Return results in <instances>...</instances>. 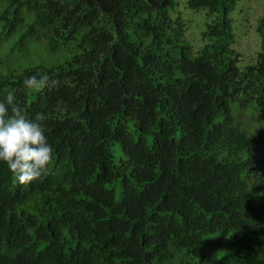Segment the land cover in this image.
I'll return each instance as SVG.
<instances>
[{"label":"trees","instance_id":"1","mask_svg":"<svg viewBox=\"0 0 264 264\" xmlns=\"http://www.w3.org/2000/svg\"><path fill=\"white\" fill-rule=\"evenodd\" d=\"M171 1L0 0V99L54 155L23 185L0 161V264H264V9L240 66L237 0H187L194 54Z\"/></svg>","mask_w":264,"mask_h":264},{"label":"clouds","instance_id":"2","mask_svg":"<svg viewBox=\"0 0 264 264\" xmlns=\"http://www.w3.org/2000/svg\"><path fill=\"white\" fill-rule=\"evenodd\" d=\"M22 83L26 90L40 92L57 86L58 81L50 79L47 72H37ZM27 113V106L17 102L12 93L0 99V161L22 185L47 176L54 163L44 125L49 117L37 112L32 118Z\"/></svg>","mask_w":264,"mask_h":264},{"label":"rangeland","instance_id":"3","mask_svg":"<svg viewBox=\"0 0 264 264\" xmlns=\"http://www.w3.org/2000/svg\"><path fill=\"white\" fill-rule=\"evenodd\" d=\"M186 4L187 0H174L173 6H169V13L172 18H179L180 27L184 31L183 38L194 54L203 43L202 33L210 17L205 9H191ZM263 9L264 0H237L235 6L227 12L234 34L231 46L239 54L240 66L248 64L258 48L260 36L256 22ZM174 24L179 29L178 22Z\"/></svg>","mask_w":264,"mask_h":264}]
</instances>
